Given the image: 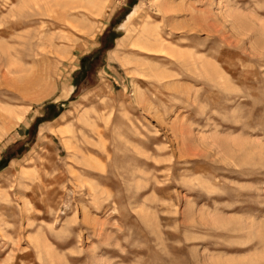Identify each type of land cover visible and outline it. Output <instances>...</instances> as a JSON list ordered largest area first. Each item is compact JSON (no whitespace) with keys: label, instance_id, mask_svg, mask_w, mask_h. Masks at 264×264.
I'll return each mask as SVG.
<instances>
[{"label":"rangeland","instance_id":"374dc122","mask_svg":"<svg viewBox=\"0 0 264 264\" xmlns=\"http://www.w3.org/2000/svg\"><path fill=\"white\" fill-rule=\"evenodd\" d=\"M0 108V264H264V0H0Z\"/></svg>","mask_w":264,"mask_h":264},{"label":"bare ground","instance_id":"6f19581e","mask_svg":"<svg viewBox=\"0 0 264 264\" xmlns=\"http://www.w3.org/2000/svg\"><path fill=\"white\" fill-rule=\"evenodd\" d=\"M155 2V1H154ZM64 6V5H63ZM61 8V7H60ZM64 8V7H63ZM62 10V9H61ZM63 13V14H62ZM61 14L62 15H65L64 14V12H62ZM143 31L146 33V35H147V37H153L154 38V41L156 42V44H158L159 45V47L160 46H162V43L160 42V40L158 39V37H157V34L155 33V32H153V31H150V29H148V28H146L145 26L143 27ZM142 32V31H141ZM146 37V38H147ZM152 38V39H153ZM148 39V38H147ZM161 39V38H160ZM146 42V41H145ZM149 42V41H148ZM151 43V42H150ZM146 44H148V43H146ZM155 46V45H154ZM162 48H164V47H162ZM191 59H193V58H191ZM192 61V60H191ZM189 62V61H188ZM194 63V62H193ZM16 115V121H20L21 120V117L19 116V115H17L15 112H12L11 110H8V109H2V108H0V118H2L3 120H5L7 117H10V116H13V115ZM14 115V116H15ZM14 118V117H13ZM6 121H7V119H6ZM1 129V128H0Z\"/></svg>","mask_w":264,"mask_h":264}]
</instances>
